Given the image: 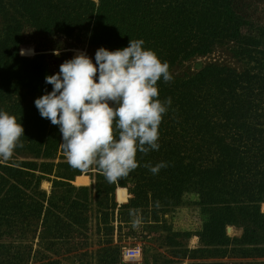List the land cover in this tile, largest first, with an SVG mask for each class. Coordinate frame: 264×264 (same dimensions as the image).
<instances>
[{"label": "trees", "instance_id": "16d2710c", "mask_svg": "<svg viewBox=\"0 0 264 264\" xmlns=\"http://www.w3.org/2000/svg\"><path fill=\"white\" fill-rule=\"evenodd\" d=\"M28 27L48 36L84 34L97 49L143 39L173 77L157 82L159 99L172 98L160 149L138 151V167L117 183L95 165L73 169L58 126L34 103L52 90L45 77L53 73L42 55L19 54ZM224 40L236 44L242 68L210 63L174 74ZM0 106L25 133L23 147L0 160V264H121L122 238L150 237L126 226L137 214L167 233L159 246L144 248L145 264H234L218 260L228 256L264 264V29L242 18L233 0H0ZM160 162L167 167L157 174L144 166ZM89 173L94 188L76 185ZM190 196L201 210L200 229L175 231L165 215ZM232 225L242 227L241 237L228 235ZM193 235L199 246L191 249L183 239ZM162 247L169 249L156 252Z\"/></svg>", "mask_w": 264, "mask_h": 264}, {"label": "clouds", "instance_id": "9594fccd", "mask_svg": "<svg viewBox=\"0 0 264 264\" xmlns=\"http://www.w3.org/2000/svg\"><path fill=\"white\" fill-rule=\"evenodd\" d=\"M131 38L128 46L100 47L95 58L77 50L45 77L52 90L35 99L42 118L59 128L67 163L80 171L95 165L108 183H117L138 167L137 152L160 149L159 126L172 98L159 99L157 82L173 77L167 62ZM34 55V49H20ZM59 56L60 48L53 49ZM24 126L0 109V160L11 159L23 147ZM157 174L165 162L145 164Z\"/></svg>", "mask_w": 264, "mask_h": 264}, {"label": "rangeland", "instance_id": "374dc122", "mask_svg": "<svg viewBox=\"0 0 264 264\" xmlns=\"http://www.w3.org/2000/svg\"><path fill=\"white\" fill-rule=\"evenodd\" d=\"M98 1V0H95ZM233 5L236 12L245 20H247L254 28L264 29V0H233ZM24 46L27 49H34L35 55H42L50 71L55 74L59 71L60 65L67 59H70L76 54L77 50L86 51L88 55L95 58V53L97 48L91 46L87 37L84 34H76L72 38H67L65 36H48L34 31L31 28H26L24 32ZM236 44L233 42H228L226 40L219 42L214 49L202 56H196L184 63L178 65L175 69V75L177 76H188L196 73L202 67L210 63L226 64L236 68H242L243 64L241 60L233 53V48H236ZM57 47L60 48L61 54L59 56L53 54V49ZM0 109L5 110L0 106ZM82 176L88 177V182L86 184H75L76 185H87L92 188L95 186V180L89 174H82ZM77 178V177H76ZM76 181V179H75ZM43 188L49 190L51 188V183L47 180L43 181ZM195 198L190 196L186 199L185 204L180 205L174 210L170 211L165 215V218L169 226L173 227L175 231H190L195 233L200 229L201 225V210L200 207L194 204ZM93 205H95V199L93 198ZM131 221L126 226H132L131 233L144 234L148 237L144 241L135 239L133 237L127 236L122 238L121 244L122 248V263L121 264H145L143 258V250L149 244L152 246H159L161 242L159 240V235L167 234L161 229V225L150 221L147 222L142 214H137L132 218ZM152 224V225H150ZM125 226V224H124ZM91 237H92V249L96 250L98 247L96 243V219L93 217L91 223ZM228 235L231 237H241L243 234L242 227L238 225L229 226ZM183 243L186 247L194 249L199 246V237L196 235L190 238L183 239ZM169 249L167 247H162L156 252H164V250ZM132 250L137 251L135 258H129L128 254ZM154 253L153 251H151ZM150 255L152 256V253ZM148 258L149 262L153 263V259ZM217 259H211L214 261ZM223 260L226 262H231L234 264H239L241 262H250V259H242L239 257L228 256ZM186 262H189L187 260ZM93 264H96L95 262Z\"/></svg>", "mask_w": 264, "mask_h": 264}, {"label": "built area", "instance_id": "2783aa9c", "mask_svg": "<svg viewBox=\"0 0 264 264\" xmlns=\"http://www.w3.org/2000/svg\"><path fill=\"white\" fill-rule=\"evenodd\" d=\"M136 255H137V251L136 250H132V252L128 254L129 258H131V259L135 258Z\"/></svg>", "mask_w": 264, "mask_h": 264}]
</instances>
